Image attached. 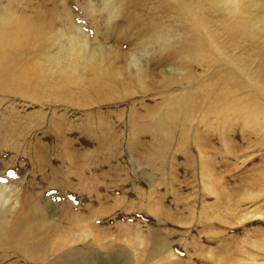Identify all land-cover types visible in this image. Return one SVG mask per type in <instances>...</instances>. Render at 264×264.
<instances>
[{
    "label": "rangeland",
    "instance_id": "374dc122",
    "mask_svg": "<svg viewBox=\"0 0 264 264\" xmlns=\"http://www.w3.org/2000/svg\"><path fill=\"white\" fill-rule=\"evenodd\" d=\"M160 1L0 0V36L11 40L1 47L5 59L0 65V181L6 183L0 184L19 199L30 187L44 191L48 215H55L51 220L62 230L68 226L65 204L74 210L80 207L78 199L88 200L83 215L92 236L86 243L95 250L93 255L100 256L92 255V264L108 261L110 252L93 236L104 232L102 243H116L119 251L123 229L132 237L169 240L171 260L179 264H264V140L246 132L237 115H227L239 106L243 111L248 107L240 102L237 73L230 61L253 69L256 81L263 84L264 25H250L245 34L226 33L232 27L214 33L226 61L206 54L202 68L192 67L198 80L214 84L211 91L193 90L202 104L187 120L193 127L185 124L170 132V139L165 135L155 139L132 125L133 116L136 122L149 121L147 108L158 127L156 122L169 108L180 111L181 105H171L176 92L160 83L182 74L183 68L187 71L177 61L183 58L186 39L200 35V30L204 35L201 23L214 31L213 11L197 15L199 28H193L177 18L179 12L159 8ZM13 37L22 45L14 44ZM75 44L106 54L100 70L116 72L110 85L116 102L87 110L82 103L98 99L102 91L84 92L83 83L63 91L57 82L52 84L55 80H48L49 88L39 82L40 64ZM135 63L149 73L143 81L154 94L145 97L139 82L129 79ZM195 82L184 80L179 85L188 89ZM212 93L219 101L231 98L223 102L221 118L204 116L201 95L208 100ZM162 111L166 114L160 116ZM225 116L231 126L224 125ZM65 166L88 180L86 190H79L76 175L62 176ZM10 171L15 176L7 175ZM47 180L55 181L54 187L43 189ZM16 207L10 220L18 215L19 203ZM118 253L115 264L122 263ZM4 254L0 264L22 262ZM161 258L154 254L146 264Z\"/></svg>",
    "mask_w": 264,
    "mask_h": 264
},
{
    "label": "bare ground",
    "instance_id": "6f19581e",
    "mask_svg": "<svg viewBox=\"0 0 264 264\" xmlns=\"http://www.w3.org/2000/svg\"><path fill=\"white\" fill-rule=\"evenodd\" d=\"M262 1L263 0H161L159 8L162 10L169 9L179 12L177 18L180 19L181 17L185 19V23L191 24L193 28H199L195 23L197 15L204 16L206 12L210 10L213 11V16L210 19V26L214 28V31H210V27L207 26L206 23H201L200 26L202 27L204 35L201 36L202 31L200 30V35L186 39L185 43L187 47L181 51L183 58L177 61L179 66L187 68V71L183 68L182 74L165 77L160 83L166 88L171 87L173 91L176 92V94H174V103L171 105H181L179 106L180 111L178 112L175 110V113H173V108H169L167 114L165 111L159 112L158 114L160 116L163 114L166 115L163 120L156 122L159 125L156 127V125H154V120L150 121L151 111L146 108L145 113L149 121L136 122L135 114L133 116L132 125L141 126V133H152L155 135V139L163 135L170 139L171 136L169 133L180 130L185 124L193 127V124L187 120L191 115H195L198 109L202 108L199 97L193 96V90L196 87H203V89L211 91V87L214 84L213 82L204 83L198 80L191 71L192 67H197L198 65L199 68H202V64L206 60V54L208 58L209 56H215V60L218 57L222 60V52L217 40L214 38V33L220 31L225 32L228 27H232L229 31H226V33L237 34L238 32H242L245 34L246 28L250 25L254 27L263 26L264 3H261ZM213 18H215V21ZM1 29L2 25H0V31ZM15 29L17 30V28ZM1 34L5 35L4 30H2ZM16 36L20 37L21 33ZM13 40L14 44L21 43L22 45L20 38L17 39V37H13ZM10 42L11 40L8 41L0 36V65L5 59L1 47L10 45ZM22 47L23 46H21V48ZM69 49L70 50L62 48L64 53L52 58L51 61L46 63L42 62L40 64L38 70L41 80L38 79L39 82H42L46 88H49L50 85L57 82L58 88H61L63 91L71 90L72 86L78 88L81 83L85 85L83 86L85 88L83 89L84 92H91L94 90L102 91L95 97L98 99L91 100V102L85 100V103H82V107H85L87 110L92 109L91 106L103 107L107 103L116 102L117 97L111 95L112 92L110 91V85H113L112 82L115 80L116 72H110V69L105 71L100 70L103 69V64L107 59L106 54L100 49H94L79 44L71 45ZM222 61L225 62L226 60ZM230 64L235 67V72L237 73L236 82L238 85L240 102L243 106L248 105V107L247 110L243 111L241 106H239L237 110L228 111L227 115L229 117L237 115L246 132L250 131L259 139L264 140V81L263 84L256 81L253 69L244 65L238 66L235 64V61H230ZM81 68L83 70H81ZM29 71L34 72L31 69H29ZM83 71L87 74L86 76L80 75V72L83 73ZM12 72H16V70H12ZM128 74L131 81L139 82V86L141 87L140 90L145 97L153 93L152 89L149 87L150 85L147 86L144 84L143 80L149 76V73L145 71L144 67L135 63L134 68L128 71ZM107 75L109 78L108 80ZM120 75L123 76L124 73ZM179 76L181 77L180 80ZM48 80L55 81L50 84ZM184 80L196 82L191 83L188 89H185L181 88L179 85V82L182 83ZM89 88L93 89L90 90ZM187 91L188 93H186ZM183 94L185 95L183 96ZM155 96L157 95L155 94ZM230 99V97H227L219 101L217 96L212 93L208 100H205L201 95V101L204 104L205 113H207L204 114V116L216 114L221 118L220 114L223 112L221 106H223V102H227ZM176 103L178 105H176ZM224 123V125L229 124L231 126L226 116ZM223 129L225 130V128ZM187 138L188 137H186V139ZM145 139L148 141L154 140L148 137H145ZM63 173L62 176L65 175L67 177L76 175L78 178L77 185H79V190H86V182H88V180H83L76 171H74L73 174L72 169L65 166L63 167ZM54 183L55 181L47 180L46 184L43 185V189L54 187ZM9 188L6 187V185L0 184V259L2 258V254L8 252L12 254L17 261L19 259L22 260V262L18 263H16L15 260H10L11 263L9 264H92L90 262L91 256L96 253L95 250H91L88 243H86V239L92 236V231L88 223V218L83 215L87 210L86 206L88 205V200L83 197L82 199H78V205H80V207H77V209L75 207L74 210L73 205L65 204L64 210L66 211L68 226L65 230H62L60 225L54 224L53 220H51L54 219L55 215H48L49 207L43 203V198H47L44 191H37L30 187L25 192L23 198L19 199V195L13 196L10 192L8 193ZM66 194L68 197H71V199H74L75 195L70 196L69 193ZM17 199H19L20 202L16 201ZM18 203L20 205L17 212L18 215L15 218L13 217L15 221L13 219L10 220L8 215L13 214ZM75 210H79L80 212H76ZM120 231L119 233L121 234L118 236L123 239H121L122 243L119 244L121 246L120 249L118 248L119 251L115 248L117 245L116 243L110 246L102 243V240L106 236L104 232L101 233V231H99L101 235L98 237L96 235L93 236V239L99 244V247L110 250L107 254L109 255L108 261L106 260L107 263L105 261L103 263L96 261L95 264H115L113 257L116 252L121 253L123 256L121 264H146V259L149 256H154V254L162 256L161 262H157L156 264H179L178 261L171 260L174 255L170 252L171 245L169 240L167 241V239L165 240L161 236L154 235L144 237L138 234L132 237L127 234V232L124 233V229ZM150 245L152 248H150ZM122 246L125 247L122 248ZM97 257L98 256H96V258ZM99 258L100 256L98 259ZM101 259L102 261L105 260L103 258ZM152 260L153 258L149 261Z\"/></svg>",
    "mask_w": 264,
    "mask_h": 264
},
{
    "label": "snow or ice",
    "instance_id": "6c2138e0",
    "mask_svg": "<svg viewBox=\"0 0 264 264\" xmlns=\"http://www.w3.org/2000/svg\"><path fill=\"white\" fill-rule=\"evenodd\" d=\"M7 175L9 176H15V173L14 172H8ZM0 183H6L5 181H0Z\"/></svg>",
    "mask_w": 264,
    "mask_h": 264
}]
</instances>
